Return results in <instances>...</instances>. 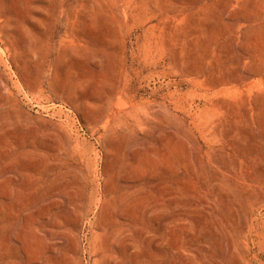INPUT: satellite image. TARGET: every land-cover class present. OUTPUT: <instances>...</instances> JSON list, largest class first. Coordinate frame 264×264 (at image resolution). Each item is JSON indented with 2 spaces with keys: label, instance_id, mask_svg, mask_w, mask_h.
Wrapping results in <instances>:
<instances>
[{
  "label": "rangeland",
  "instance_id": "rangeland-1",
  "mask_svg": "<svg viewBox=\"0 0 264 264\" xmlns=\"http://www.w3.org/2000/svg\"><path fill=\"white\" fill-rule=\"evenodd\" d=\"M0 264H264V0H0Z\"/></svg>",
  "mask_w": 264,
  "mask_h": 264
}]
</instances>
